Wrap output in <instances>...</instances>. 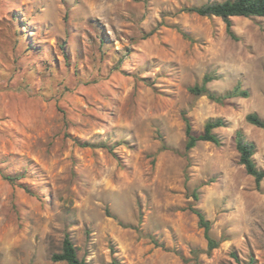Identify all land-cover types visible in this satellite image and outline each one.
<instances>
[{
    "label": "rangeland",
    "instance_id": "obj_1",
    "mask_svg": "<svg viewBox=\"0 0 264 264\" xmlns=\"http://www.w3.org/2000/svg\"><path fill=\"white\" fill-rule=\"evenodd\" d=\"M208 1L0 0V170L21 173L0 175V264H65L66 234L89 264H264V178L233 139L264 169V129L245 120L264 119V16H231L234 39L183 10ZM205 74L248 96L195 97ZM183 111L195 133L222 119V143L186 150ZM190 205L220 239L209 252Z\"/></svg>",
    "mask_w": 264,
    "mask_h": 264
},
{
    "label": "trees",
    "instance_id": "obj_2",
    "mask_svg": "<svg viewBox=\"0 0 264 264\" xmlns=\"http://www.w3.org/2000/svg\"><path fill=\"white\" fill-rule=\"evenodd\" d=\"M183 10L188 12H194L201 16H218L221 17L226 22L227 33L232 37L236 38L231 26L230 21L231 16H264V0H220V1H208L204 4L198 6L185 7ZM213 78L209 74H205L200 83H195L189 86L188 90L195 96H206L212 101L217 103H225L227 99L231 97H246L248 96V91L242 89L239 84H236L231 89L224 92H217L209 89L207 83ZM182 117L185 123V144L186 150L191 149L199 141H209L216 145H220L221 139L215 132V129L224 126V121L220 118L210 119L205 122L202 130L199 133H195L192 127L189 116L186 112H182ZM245 120L259 128L264 129V119L257 112H249L245 115ZM234 144L235 149L238 152V161L244 166L247 174L253 176L256 187L259 186L260 181L264 178V169L258 168L256 162L253 158L256 145L253 141L249 140L245 133L241 129H237L234 133ZM81 146L89 145L88 142H79ZM91 146H101L107 151L113 153V147L109 143L101 144H91ZM162 143L161 148H164ZM0 175L3 179L10 183H17L21 177V173L9 174L0 170ZM192 196L196 199L197 193L194 190ZM189 208L196 213L198 216V223L203 228V233L207 241L206 252L211 251L216 248L220 239H216L211 235L210 228L211 223L205 216L192 205ZM121 223V222H120ZM155 244L157 242L151 235H147ZM201 250L192 249L191 253L193 258L196 259ZM53 260H62L65 264H89L85 259L79 258L77 255L76 248L70 239L69 235L66 234L62 241L61 252L54 253L52 255ZM249 264H252L249 262Z\"/></svg>",
    "mask_w": 264,
    "mask_h": 264
}]
</instances>
